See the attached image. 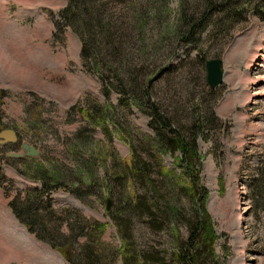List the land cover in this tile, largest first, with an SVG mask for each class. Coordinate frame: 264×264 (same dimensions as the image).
Here are the masks:
<instances>
[{
	"label": "rangeland",
	"instance_id": "374dc122",
	"mask_svg": "<svg viewBox=\"0 0 264 264\" xmlns=\"http://www.w3.org/2000/svg\"><path fill=\"white\" fill-rule=\"evenodd\" d=\"M106 1L113 20L135 26L134 30L123 24L118 33L119 41L125 40V52L130 48L134 66L153 62L144 66L153 73L163 62L176 65L164 77L154 74L153 89L173 120L186 124L194 104L198 111L208 107L216 118L197 135L196 148L218 264H264V212L253 208L245 195L246 181L264 156V8L256 14L245 7L242 20L222 17L214 24L212 17L194 41L182 43L174 31L182 0H156L154 9H143L140 19L125 2H99ZM65 4L66 0H0V129L11 128L17 136L13 143L0 144V264H67L61 250L26 231L9 205L22 202L27 191L42 190L35 178L39 173L63 180L71 191L48 187L32 208L46 226L58 224L52 232H63V241L76 252L83 251L85 235L93 230L85 226L87 221L103 223L98 241L111 264H123L116 226L131 210L128 248L168 251L176 231L185 236L182 224H171L168 209L186 205L177 152L157 147L148 138L149 118L139 104H117L118 94L111 87L107 96L102 95L98 76L107 75L111 81L107 70H83L78 39L67 27L59 36L53 25L56 11ZM210 58L220 60L223 75L208 92L205 61ZM23 144L37 155L7 156L26 152ZM131 145L138 158L150 162L151 185L132 173L112 177L118 163L129 165ZM139 202L152 212L158 230L156 225L146 226L152 219L135 209ZM64 212L71 224L85 227L72 244L79 226L66 234L68 224L57 223ZM124 261L134 264L130 257Z\"/></svg>",
	"mask_w": 264,
	"mask_h": 264
},
{
	"label": "trees",
	"instance_id": "16d2710c",
	"mask_svg": "<svg viewBox=\"0 0 264 264\" xmlns=\"http://www.w3.org/2000/svg\"><path fill=\"white\" fill-rule=\"evenodd\" d=\"M99 1L66 0V4L56 11L57 18L55 17L53 21V25L57 28L56 33L60 36L63 32L62 29L67 27L76 36L80 46L79 61L84 71L107 70L111 74L113 78L111 81H109L110 77L107 75L98 76L103 96H107L111 87L118 94L117 104H128V100H131L134 104H139L141 111L149 118L152 136L148 138L153 140L157 147L160 144L164 150L172 153L177 152L180 174L186 181L185 187H179L185 191L183 193L186 196V205L184 207L168 206L172 216L171 224H177V222L182 224L185 229V236L181 237L179 232L176 231L171 239V246L168 251L162 250L160 252V250H154L153 247L145 246L140 250L128 248L126 241L131 238L129 228V218L133 214V210H131L130 214H124L125 219L121 220L120 224L117 221L116 226L121 241L119 249H121L120 256L123 264L126 263L124 258L128 259L129 257L133 259L134 264H218L214 251L216 234L211 218L204 207L207 191L200 183L199 160L201 157L196 148L197 135L203 128L207 127V123L209 124L210 121L216 120V118L208 107L198 111L196 104H194L195 109H193V106L190 107L191 112L190 116L186 117V124L178 120L174 121L167 109L162 106L159 98L156 97L153 89L156 81L154 74L159 75L157 77H164L174 71L176 65L163 62L154 69L153 73L147 69L144 71L145 67L147 65L150 67L153 62L148 61L147 65H144L145 67L137 68L134 66L128 56L130 48H127L128 51L125 52V40L120 38L119 41L120 34L118 35L120 32L119 26L123 24L129 26V23L113 20L112 15L108 12L110 1L103 3ZM117 1L125 2V6L131 8L132 16L140 19L143 9H154L153 2L156 0ZM178 7L180 17L174 31L177 33L178 41L186 43L194 41V36L205 29L212 17H214L212 18L214 24L222 17L230 19L229 21L242 20L244 11L247 10L245 7L258 14L264 8V0H200L199 5L186 4L182 0ZM130 17L131 14L127 20ZM225 27H229V23L223 28ZM131 28L135 30V26ZM56 33H53V35L55 36ZM198 55L200 54L197 52V58ZM145 61H147L146 58ZM168 90L169 88L166 87L164 93ZM207 91L211 92V88ZM197 129L200 131L198 132ZM129 149V165L118 163L113 170L112 177L130 176L132 173L139 178L144 177L145 181L151 185L152 182L150 181H154V179L149 177L152 170L150 162L138 158L134 154V146L131 145ZM111 153L113 154V152ZM170 171L174 173V169H170ZM35 178L42 185V190L27 191L25 197L22 198V202L9 203L13 215L19 223L23 224L25 229L32 233L38 241L46 243L50 248L61 250L67 264H111V256L104 252L103 245L98 241L99 233L104 230L105 225L103 223L87 221L85 226L93 230H89V234L85 235L86 240L81 246L83 249L81 252L80 250L78 252L74 251L70 243H66L68 241H63L65 236L63 232H52L54 228H58V224L53 228L43 224V218L37 213V210L32 208L35 201L38 202L39 197L46 193L48 187L71 191L63 184V180L47 177L44 174L40 175V173ZM32 192L36 194L30 195L29 193ZM245 195L253 208H258L264 212V156L259 160L254 172L246 181ZM138 198L139 196H135L133 202L136 203ZM107 202L109 205V197L105 198V206ZM45 203H48L47 198ZM135 209H138L140 214L146 213L148 219H152L145 223L149 229L155 227L156 219L152 218V212L148 211L141 202ZM124 210L125 208L118 211L122 212ZM66 214L64 212L57 216V223L64 222L68 224L69 228H67L66 234L69 230L70 232L73 231L74 226H79L77 232L73 233V238H71L72 244L74 235H77L78 232L81 234L85 227L75 223L71 224V220H67L68 217L64 216ZM157 225L156 230L160 227ZM89 243L91 246L88 245Z\"/></svg>",
	"mask_w": 264,
	"mask_h": 264
},
{
	"label": "water",
	"instance_id": "95a60500",
	"mask_svg": "<svg viewBox=\"0 0 264 264\" xmlns=\"http://www.w3.org/2000/svg\"><path fill=\"white\" fill-rule=\"evenodd\" d=\"M222 69L220 65V60L218 58H210L205 61V82L207 86L211 89L215 88L222 82ZM17 139L15 131L11 128L0 129V144L5 142L13 143ZM23 148H27V151L24 153L13 152L7 154L10 157L20 158L23 154H28L31 156L37 155V151L32 146H27L23 144ZM108 207V202L106 203Z\"/></svg>",
	"mask_w": 264,
	"mask_h": 264
}]
</instances>
